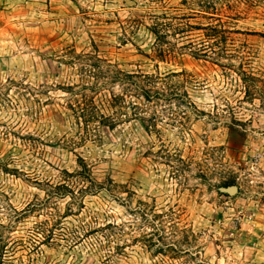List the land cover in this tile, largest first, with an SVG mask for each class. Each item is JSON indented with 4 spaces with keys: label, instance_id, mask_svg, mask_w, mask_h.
Returning <instances> with one entry per match:
<instances>
[{
    "label": "rangeland",
    "instance_id": "obj_1",
    "mask_svg": "<svg viewBox=\"0 0 264 264\" xmlns=\"http://www.w3.org/2000/svg\"><path fill=\"white\" fill-rule=\"evenodd\" d=\"M163 9L222 24L218 61L157 60ZM95 51L124 71L186 72L205 114L87 132L66 90L94 82L71 58ZM79 158L93 183L65 174ZM50 184L76 197L45 205ZM0 224V264H264V0H0Z\"/></svg>",
    "mask_w": 264,
    "mask_h": 264
},
{
    "label": "trees",
    "instance_id": "obj_2",
    "mask_svg": "<svg viewBox=\"0 0 264 264\" xmlns=\"http://www.w3.org/2000/svg\"><path fill=\"white\" fill-rule=\"evenodd\" d=\"M150 18L151 25L148 28L155 35L153 51L157 60H170L188 50L190 54L196 57H209L218 61L216 56L226 50L219 46L226 32L222 24L207 26L191 24L187 22L188 19L185 16H172L168 10L164 9L160 13L150 14ZM195 29L206 32L202 31L201 34H197L198 40H194L193 31ZM215 45L219 46L221 51L214 52L215 48L210 49ZM210 50L214 53L213 56L209 54ZM71 59L73 64L79 65L84 75L94 79L92 83L71 85L66 90L70 96L74 97L75 105L70 102V107L74 112L77 124L87 132H90L92 125L107 126L114 129L119 122L139 120L147 132L151 133L158 130L157 125L160 114L166 115L168 118L171 115L170 119L182 125L184 124L183 121L192 116L200 118L205 114V111L200 110L190 97L186 88L187 82H189V76L186 72L170 71L162 74L141 69L124 71L117 65L108 62L107 59L102 58L96 51L76 53ZM107 85H117L121 88V92L115 93L111 90L109 91V97L104 98L103 104L96 103L95 97L102 93L103 87ZM90 92L92 95L89 94ZM78 95L80 98L77 97ZM102 106H107L108 112H105ZM79 159L81 161L80 169L75 172L65 171V174L79 178L80 181H91L93 183L90 166L82 158ZM50 187V189H47L46 201H43L45 205L53 202L50 200H54L55 197H64L65 194L69 195L71 193V197H76L74 192L68 190L69 188L65 185L61 187L62 189L52 184H50ZM80 191L88 192V186ZM38 205L43 204H32L26 211L34 210ZM79 205L83 204L79 203ZM14 212L19 214L17 210H14ZM13 218L17 221V218L14 216ZM42 225L37 227L35 232L47 237L49 230L45 225L43 227ZM0 228H5V225L0 224ZM108 228V226L105 227V231ZM114 228H118V225H115ZM114 232L112 230L103 235L106 237V244L112 241ZM36 236L38 235L36 234ZM76 237L79 239L81 236L77 235ZM3 250L6 251V248H3ZM3 253L2 262L6 263L4 258L6 252Z\"/></svg>",
    "mask_w": 264,
    "mask_h": 264
},
{
    "label": "water",
    "instance_id": "obj_3",
    "mask_svg": "<svg viewBox=\"0 0 264 264\" xmlns=\"http://www.w3.org/2000/svg\"><path fill=\"white\" fill-rule=\"evenodd\" d=\"M229 190H230L231 192H236V191H237V188H236L235 186H233V187H231Z\"/></svg>",
    "mask_w": 264,
    "mask_h": 264
}]
</instances>
